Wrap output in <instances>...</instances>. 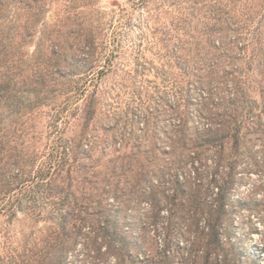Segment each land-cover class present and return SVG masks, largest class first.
<instances>
[{"label":"trees","instance_id":"1","mask_svg":"<svg viewBox=\"0 0 264 264\" xmlns=\"http://www.w3.org/2000/svg\"><path fill=\"white\" fill-rule=\"evenodd\" d=\"M79 1L87 6L86 0L62 3L68 14L67 23L62 18L57 19L58 23L74 26L50 29L48 41L39 44L42 57L29 66L31 74L19 66L22 37L17 40L16 35L6 32L1 37L0 217L11 221L19 212H25L33 223L46 225L39 229L40 236L31 232L24 239L23 262L64 264L82 240L98 256H112L117 264H175L170 249L173 242L185 244L187 249L178 264H239L234 245L224 234L229 208L235 200L230 192L234 186L232 169L238 164L234 158L244 139L240 130L246 125L245 117L260 118L253 112L257 107L249 101L252 89L248 83L252 81L246 75L252 73L253 67L244 70L233 65V61L240 60L241 52H234L224 24H193L195 17L189 9L184 19L177 15L167 17L161 33L176 39L179 60L185 57L178 63L180 84L169 88L175 89L181 114L171 122V131L166 130L168 140H163L164 145L149 149L137 146L136 152L118 149V154L107 158V162L105 158L95 161L89 155L93 143L85 142L86 133L100 101L107 96L113 99L110 92L101 89L102 77L120 69L119 84L125 89L130 87L127 76L131 71L123 61L122 67L119 63L121 68L116 62L122 53L128 54L124 47L129 33L120 26L110 36L102 24H82ZM144 1L139 0L136 5L142 6ZM162 1L179 8L192 2L193 6L202 7L203 18L220 21L215 11L224 10L229 0ZM46 4L48 0H32L26 6L42 13ZM139 46L141 60L145 56L143 44ZM70 59L78 62L74 72L66 69ZM100 61L105 64L98 65ZM228 65L239 75L231 86L226 78L234 74ZM138 66L137 70L144 68L143 63ZM88 83L93 86L91 91ZM32 85L36 90L28 88ZM57 86L72 88L70 92L75 94L71 97L83 96L84 101L77 108L83 117L75 119L79 123L75 124L73 137H60L67 149L61 158L47 154L42 146L31 149V137L35 140L44 133L35 129L32 117L25 118V124L14 118L25 115V107L20 110L24 105L19 103L21 95L32 91L36 94L38 100L28 101L31 114L48 97L47 93L52 94L51 99L59 93ZM227 99L233 103V115L226 112ZM2 102L8 104L7 108ZM195 104L192 110L181 111L183 106L186 109ZM115 109L111 107L110 112ZM215 109L217 113L213 112ZM64 110L62 106L54 115L55 124L63 119ZM227 117L232 118L231 123ZM147 120L145 115L140 117L143 132ZM55 124L51 129L62 133ZM256 124L252 126L254 134L262 141L263 134H258L260 126L256 128ZM87 158L91 161L86 162ZM225 169L229 170L227 177L223 174ZM0 232L3 233L1 229ZM175 232L185 242L173 239ZM158 235H163V239Z\"/></svg>","mask_w":264,"mask_h":264},{"label":"rangeland","instance_id":"2","mask_svg":"<svg viewBox=\"0 0 264 264\" xmlns=\"http://www.w3.org/2000/svg\"><path fill=\"white\" fill-rule=\"evenodd\" d=\"M31 1L24 0L22 3L21 0H0V43L3 32L9 36L10 34L16 35L17 40L22 37L24 44L19 47V66H21V71H26L29 74L33 73L29 66L42 57L39 51V48L42 49V47L39 44L42 41H48L50 29L56 28V26L58 28L74 26V24H66L68 14L62 7L65 0H57L53 3L52 0H48L42 13L34 12L26 6V3ZM91 1L86 0L87 6L85 7H83L85 2L79 1V6H81L79 9L80 12H83L84 19L82 24H87L89 27L90 24H102L105 32L110 36L122 26L124 31L129 33L127 44L124 47L129 57L128 54L122 53L123 57H119L116 61L117 67L119 68L120 64L122 67L121 62L123 61L127 64L129 72L131 71L127 76L130 86L128 89L122 88L118 82V74H121L120 69L102 77L101 89L110 92L113 99L109 100L107 96L100 101L97 114L86 133L88 139L86 138L85 142L93 143L89 155H93L95 161H98L96 158H99V161L105 158L104 162H107V158L118 154V149L136 152L137 146L138 149H143L144 146L145 149L156 148V145H164L163 140L165 142L168 140L166 130L171 131L170 127L174 125L171 122L181 114L174 94L175 89L171 91L169 88L173 86L175 88L177 83L180 84L181 70L178 63L185 57L182 56L179 60V54L176 52L177 40L161 33L162 28L166 27L163 23L167 17L169 19L177 15L184 19L189 9L190 12L192 10L193 13H191L195 17L193 24H224L226 34L233 41L234 52H241L240 60L233 61V65L244 70L249 66L253 67L252 73L246 75V79L249 80L250 77V81H252V83H248L251 84L252 89L249 101L257 107L253 112L260 115V118L254 120L252 116L245 117L246 125L240 130V135L244 136V139L239 153L234 158L238 164L234 166V170L232 169L234 186L233 191L230 192V196H233L235 200L229 208L230 215L226 220L227 228L224 237L234 245L239 264H264V147L262 146L264 140V0H229L228 6H225L224 10L215 11L220 21L211 20L209 17L203 18L202 7L193 6L192 2L179 8V6L169 7L170 4L164 3L162 0H145L142 6L136 5L139 0H95L93 5ZM166 10L167 14L164 13ZM58 18L64 19L66 23H58ZM198 19L202 21H198ZM174 26L172 25V28ZM143 33L145 37L141 36ZM139 44H143L145 56L141 60L139 59V50L142 46ZM126 57L127 59L124 60ZM77 63L76 60H71L70 64L66 65V69L74 72ZM139 63H143L144 68L137 70ZM101 64H105L104 61L98 63V65ZM227 69L234 74L232 65H228ZM39 71L42 72L43 68H40ZM236 78H239L238 73L227 76L228 85H235ZM246 79L244 81L247 83ZM29 82L26 80V83ZM28 88L36 90V86L33 85ZM57 88L60 89L59 93H55L56 95L52 99V94L47 93L48 97L41 101L38 108L31 110V114H29L30 103L28 101L29 99L32 102L38 100L35 97L36 94L32 91L30 94L21 95L19 103L24 105L20 110L25 107V115L14 118L20 124H25V118L32 117L35 120V122L33 121L35 129L44 133L43 136H39L35 140L31 137L30 143L33 145L31 149L42 146L47 154L54 153L55 157L61 158L65 156L67 149L66 145H62L60 137L66 135L67 138L73 137L75 124L79 123L76 121L77 117L82 116V112L77 108L84 101L83 96L71 97L75 94V92H70L72 88L64 89L61 86H57ZM87 88L91 91L93 86L88 83ZM223 91L226 94L229 92L227 88H224ZM142 100L144 103H141ZM224 103L227 106L226 112L233 115L231 100L227 99ZM2 104L7 108L8 104L5 102ZM196 104L190 105L186 109L183 106L181 111L184 113L189 108L192 110ZM62 106L65 108L64 117L55 124L53 117L61 111ZM111 107H117V109L110 112ZM66 108L68 109L66 110ZM213 112L217 113L218 110L215 109ZM144 115L148 117V120L143 132L140 128L142 127L140 117ZM227 118L231 123L232 118ZM9 119L11 120V118ZM83 122L84 119L80 121V124ZM255 123H257L256 128L260 126L261 131L259 130L258 134H263L262 141L258 140L254 134L252 126ZM54 124L59 126L62 133L57 134L55 128L51 129V125ZM30 132H34V130ZM19 141L23 142L21 138ZM90 161L89 158L86 159V162ZM229 170L225 169L224 177H227L226 173ZM44 226H46L44 222L33 223V220L25 212H19L18 216H15L11 221L0 217V229L3 232H0V264H25L21 256L22 243L31 232H36L40 236L39 229ZM159 236L162 239L164 237L163 235ZM173 236L176 241L183 240L185 242L176 232ZM177 244L173 242L170 249L175 255V261L181 262V256L183 253L186 254L187 249H185V244L182 246ZM71 254L64 264H117V260L112 256H98L90 247L85 246L82 240L75 246ZM176 262L175 264H178Z\"/></svg>","mask_w":264,"mask_h":264}]
</instances>
